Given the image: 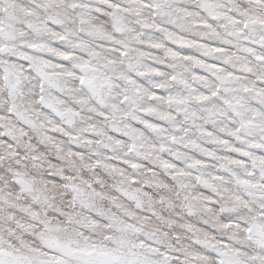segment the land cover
Masks as SVG:
<instances>
[{
  "label": "snow or ice",
  "instance_id": "6c2138e0",
  "mask_svg": "<svg viewBox=\"0 0 264 264\" xmlns=\"http://www.w3.org/2000/svg\"><path fill=\"white\" fill-rule=\"evenodd\" d=\"M0 264H264V0H0Z\"/></svg>",
  "mask_w": 264,
  "mask_h": 264
}]
</instances>
